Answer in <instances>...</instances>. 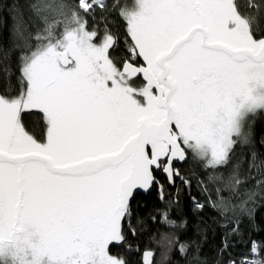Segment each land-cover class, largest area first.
I'll use <instances>...</instances> for the list:
<instances>
[{"label": "snow or ice", "instance_id": "6c2138e0", "mask_svg": "<svg viewBox=\"0 0 264 264\" xmlns=\"http://www.w3.org/2000/svg\"><path fill=\"white\" fill-rule=\"evenodd\" d=\"M30 7L34 35L13 6L14 34L22 40L15 45L18 88L6 67L0 90V264H128L109 245L124 242L125 230L136 234L134 217L142 223L131 203L137 190L155 184L161 202L178 203L179 187L171 198L155 172L190 189L175 161L191 151L205 169H216L250 142L246 119L264 109V28L237 0H137L132 7L36 0ZM113 13L126 22L122 38L108 26ZM31 110L43 113V142L23 123ZM253 167L256 188L235 204L238 188L255 177H241L238 163L226 180L207 177L223 184L208 204L229 230L216 264H264V245L252 242L235 258L227 243L240 233L237 210L250 216L247 205L264 194V168ZM199 184L208 192L204 180ZM157 216L169 228L187 223L172 220L170 207ZM160 243L164 255L176 245L181 256L189 250L168 234ZM153 256L146 250L142 264H154Z\"/></svg>", "mask_w": 264, "mask_h": 264}, {"label": "trees", "instance_id": "16d2710c", "mask_svg": "<svg viewBox=\"0 0 264 264\" xmlns=\"http://www.w3.org/2000/svg\"><path fill=\"white\" fill-rule=\"evenodd\" d=\"M132 1L108 0L109 3L119 2L121 7H129ZM35 2L36 0H0V90L4 87L6 73L3 69L6 67L12 69L11 82L13 86L18 88V57L20 52L15 45L21 43L22 40L14 34L13 26L16 13L12 11L13 6H18L20 14L28 24V32L34 35L36 28L32 23L30 6ZM237 3L242 12L255 17L254 24L264 28V7H261L264 5V0H237ZM251 5L257 7L252 8ZM108 26L121 34V38L126 31V22L116 13L108 17ZM98 27L103 29L105 25L100 22ZM122 48L123 44L120 45L117 52ZM137 83L142 82L138 79ZM22 120L26 130L32 133L38 141L43 142L46 133L43 113L39 110H31L22 114ZM245 131L250 133V142L238 144L227 165L217 166L216 169H205L206 161L195 158L191 151L187 152L186 162L182 165L174 164L175 168L190 179V189H186L179 180H177L176 187L171 186L160 171L155 172L157 179L164 186V192L171 194V198H176L177 187H179L178 203L169 205L168 198L161 202L157 186L147 195L137 194L131 203L135 216L142 223L137 224L134 217L132 226L136 228V234L133 235L131 231L125 230V241L111 243L109 245L110 254L122 257L128 264H142L141 256L146 250L153 251L154 264H216L217 260L220 259L219 249L225 243V236L229 230L220 227V224L225 221L219 212L208 204V197L211 196L213 200L216 199L215 189L223 187V184L222 182L208 183L207 177L221 175L226 180L232 168L238 163L241 177L255 178L247 179L238 188L239 198L234 199L233 203H239V199H245L246 190H255V179L259 176L254 167L249 168V164L254 163L264 168V109H257L256 112L249 114L246 119ZM253 151L257 153L255 161L252 160L251 153ZM201 180L205 181L208 192H205L200 186ZM222 195L228 196L229 193L224 191ZM192 197L205 204L202 211L195 210ZM169 207L170 218L175 220L178 225L186 221L184 227L169 228L159 222L157 212L167 210ZM247 207L251 209L250 216L247 212L241 214L237 210V215L241 221L240 233L235 236L230 234L227 236V243L230 245L228 251L235 258H240V254L248 253L252 242L264 245V194L258 195L254 202H249ZM228 215L232 216V213L229 212ZM153 216H157L155 222L152 220ZM124 228L127 229L126 224ZM161 234L172 235L180 242L189 243L187 255H180L178 245L167 252V255H164L165 248L160 243ZM192 241H196L199 245L198 252L191 243ZM224 258L227 259V253L224 254Z\"/></svg>", "mask_w": 264, "mask_h": 264}, {"label": "water", "instance_id": "95a60500", "mask_svg": "<svg viewBox=\"0 0 264 264\" xmlns=\"http://www.w3.org/2000/svg\"><path fill=\"white\" fill-rule=\"evenodd\" d=\"M140 80L143 82V78L141 77L140 78ZM187 160V159H186ZM186 160L185 161H183V162H181V161H175L174 162V164H176V165H182L184 162H186ZM162 173V172H161ZM162 175L164 176V178H165V175L162 173ZM166 179V178H165ZM156 185L154 184L151 188H150V190H148V191H143V190H137V192H136V194H135V196L137 195V194H143V195H147L148 193H150L151 191H153V189H154V187H155ZM133 201V200H132ZM145 252V251H144ZM143 252V253H144ZM143 253H142V255H143ZM141 261H142V256H141Z\"/></svg>", "mask_w": 264, "mask_h": 264}, {"label": "rangeland", "instance_id": "374dc122", "mask_svg": "<svg viewBox=\"0 0 264 264\" xmlns=\"http://www.w3.org/2000/svg\"><path fill=\"white\" fill-rule=\"evenodd\" d=\"M136 2H137V0H133L132 3L129 5V7L134 6ZM142 63H143V61H142Z\"/></svg>", "mask_w": 264, "mask_h": 264}, {"label": "flooded vegetation", "instance_id": "af4514ba", "mask_svg": "<svg viewBox=\"0 0 264 264\" xmlns=\"http://www.w3.org/2000/svg\"><path fill=\"white\" fill-rule=\"evenodd\" d=\"M142 82V81H141ZM143 83V82H142Z\"/></svg>", "mask_w": 264, "mask_h": 264}]
</instances>
